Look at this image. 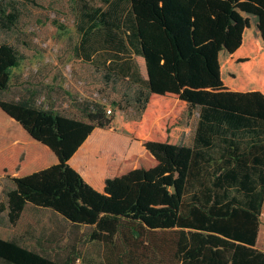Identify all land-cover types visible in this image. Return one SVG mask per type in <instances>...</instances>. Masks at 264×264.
<instances>
[{
  "label": "trees",
  "instance_id": "16d2710c",
  "mask_svg": "<svg viewBox=\"0 0 264 264\" xmlns=\"http://www.w3.org/2000/svg\"><path fill=\"white\" fill-rule=\"evenodd\" d=\"M89 1L80 8L83 24L94 28L105 18ZM123 1L130 5L127 39L147 72L133 96L110 102V114L103 104L82 103V119L43 109L33 97L0 98V142L13 120L58 160L6 175L13 188L2 192L0 215L14 226L28 205L49 210L79 243L51 257L0 238V264H75L86 241L103 245L104 264H264L255 247L264 205V0ZM6 10L0 22L10 28L18 12ZM23 60L0 43V94ZM130 106L137 120L126 118ZM195 110L192 145H185L184 113ZM96 128L146 150L122 163L101 191L68 163Z\"/></svg>",
  "mask_w": 264,
  "mask_h": 264
},
{
  "label": "rangeland",
  "instance_id": "374dc122",
  "mask_svg": "<svg viewBox=\"0 0 264 264\" xmlns=\"http://www.w3.org/2000/svg\"><path fill=\"white\" fill-rule=\"evenodd\" d=\"M109 1L90 0L88 5H92V8H103ZM81 3L82 0H0V10L1 7L7 5L6 13L11 12L12 8L18 12V19L12 27L4 28L0 22V43L13 46L24 56L20 67L11 70L10 87L6 92L0 94L2 100H29L33 93L34 104L46 107L48 93L52 94L47 88L50 83L49 80L47 81L49 75L53 77V72L59 73L61 76V73H66L65 79L71 81V73L79 65L75 52H79L81 47L79 45L80 26L83 24ZM143 74L145 75V71ZM74 90L70 87L68 93L71 92L72 96H76L73 93ZM76 97L83 99L80 94ZM108 109L112 108L108 107ZM198 120L197 110L191 114L184 113L185 131L182 142L185 145H192ZM95 137L96 145L102 147L98 152L104 153L100 154L95 161L90 162L87 169L91 174L96 171L98 173L102 169V162L108 157L113 160L117 157L119 160L125 158L121 164L132 162L131 159L134 161L140 159L137 153L132 156H123V154H130V151H134L135 148L132 146L128 148L125 144L102 135V133L96 134ZM6 143V139L3 138L0 142V150L2 149L1 145H6ZM25 157L23 154L16 157L17 159L14 157V160H9L11 161L9 164H6L7 162L0 164V199L3 201L5 200L2 195L3 190L13 187V183L6 178V175L14 174L15 168L17 166L20 168V165L25 162ZM4 168L6 169L5 173L2 170ZM260 222L259 241L257 239L255 247L264 251V205ZM82 231L83 229H79V234ZM0 238L16 240L33 250L45 252L51 257L63 256L69 250V245L79 244L76 243L72 227L69 224L64 223L51 211L31 205L26 206L21 218L14 226L8 224L6 212L0 215ZM78 248L80 257L75 264H104L105 249L100 242L86 241Z\"/></svg>",
  "mask_w": 264,
  "mask_h": 264
},
{
  "label": "crops",
  "instance_id": "0c3cea01",
  "mask_svg": "<svg viewBox=\"0 0 264 264\" xmlns=\"http://www.w3.org/2000/svg\"><path fill=\"white\" fill-rule=\"evenodd\" d=\"M102 13L104 14L103 18H105L103 24L91 28V23L86 22L80 26L81 40L79 45L81 47L79 52H75L79 65L72 71L71 81L65 79L66 73H61V76L59 73L53 72V77L48 74L47 81L49 80L50 83L47 88L52 94L49 95L48 93L47 105L41 108L52 110L66 117L82 119L85 108L82 103H100L106 108L111 107L110 102L133 96L136 82L140 79L147 80L144 58L136 54L127 39L129 31L126 30L125 23L130 18V5L123 0H110L107 5L101 8L100 14ZM119 31L123 34L118 35L117 38L113 37L115 33L119 34ZM107 32L112 35L109 40ZM143 71H145V75ZM104 75H106V82H104ZM70 87L75 89L73 93L76 96L80 94L83 99L72 96L71 92L68 93ZM87 93L89 94L86 95ZM31 95L34 98V94L31 93ZM125 116L130 120L139 118L137 111L132 106L126 108ZM108 131L100 130V128L94 129L68 162L89 185L98 191L103 189L106 179L116 175L121 161L125 158L119 160L117 157L113 160L108 157L102 162V169L98 173H96L97 171L93 174L89 173L87 168L90 162L95 161L100 154L104 153L98 152L102 147L96 145V134L102 133V135L125 144L128 148L131 146L135 148L134 151L128 149L130 154L126 153L123 156H132L137 153L141 158L146 154L141 142ZM3 138L6 139L7 143L1 145L0 155L2 157L12 161L14 157L17 159L16 157L23 154L26 156V160L20 165L18 172L12 173L13 176L31 174L58 163L56 156L48 148L32 141L13 120L7 122ZM130 161H134V159Z\"/></svg>",
  "mask_w": 264,
  "mask_h": 264
},
{
  "label": "built area",
  "instance_id": "2783aa9c",
  "mask_svg": "<svg viewBox=\"0 0 264 264\" xmlns=\"http://www.w3.org/2000/svg\"><path fill=\"white\" fill-rule=\"evenodd\" d=\"M106 112H107V114H110L111 113V110L110 109H107Z\"/></svg>",
  "mask_w": 264,
  "mask_h": 264
}]
</instances>
